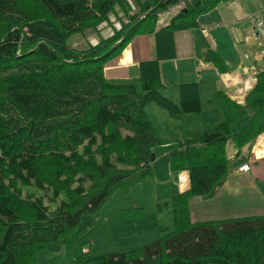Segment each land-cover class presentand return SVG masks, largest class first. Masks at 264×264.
I'll return each mask as SVG.
<instances>
[{
	"label": "trees",
	"instance_id": "16d2710c",
	"mask_svg": "<svg viewBox=\"0 0 264 264\" xmlns=\"http://www.w3.org/2000/svg\"><path fill=\"white\" fill-rule=\"evenodd\" d=\"M220 1L0 0V109L9 105L28 111L46 95L54 101L45 111L56 102L74 100L64 121L56 127L42 125L46 135L35 133L37 138L27 142L16 136L24 132L16 129L20 123L8 130L0 116V264H36L37 252L60 237L69 245L82 218L94 216L113 191L127 192L151 177L154 151L165 146L170 173H185L190 182L187 191L171 197L174 231L165 229L159 240L126 254L81 262L73 253L71 264H264V216L193 223L188 206L214 196L229 173L246 164L241 149L250 150L264 132V70L255 74L242 105L219 89L222 120L194 137L175 140V146L162 141L145 111L154 105L174 120L201 113L198 84L178 85L179 103L161 94L159 60L173 57L174 32L196 28L199 15ZM179 3L183 5L162 21L168 8ZM118 6L125 19L108 40L99 38L97 46L84 51L63 45L73 34L93 31ZM36 10L37 16L32 15ZM140 28L154 36L156 59L141 62L136 79H106V61ZM48 61L60 63L53 80ZM209 61L229 74L217 53ZM31 122L26 127L37 130ZM55 132L61 138L53 147ZM228 142L236 150L231 160L225 152Z\"/></svg>",
	"mask_w": 264,
	"mask_h": 264
},
{
	"label": "rangeland",
	"instance_id": "374dc122",
	"mask_svg": "<svg viewBox=\"0 0 264 264\" xmlns=\"http://www.w3.org/2000/svg\"><path fill=\"white\" fill-rule=\"evenodd\" d=\"M239 1L240 4L238 6L242 9L246 8L247 5L250 6L252 4L258 5L259 10L264 9V0H252L251 2H248L249 0ZM222 2L226 3L224 4L226 5L225 8L230 7L233 3L237 5L235 0H221L220 3L209 7L208 9L210 10L202 13L199 17L202 16L205 22L210 21L211 25H214V20L217 19V10L219 11L221 7L219 5L222 4ZM131 5L136 7L134 4ZM29 7L30 5H23L25 10H28ZM136 11V9L134 12L131 10L132 13H135ZM247 12L250 13L249 10ZM124 13L126 12H124L122 6L116 7L113 10V13L109 15L108 19L103 20L102 24L97 26L93 31L84 29L81 33L73 34L63 39V45L72 46L79 51H84L90 46H97L99 38H101L102 41H106L113 36L112 34H114L115 31H120L121 23L118 21L121 18L125 19ZM36 14H38L37 10L32 12V15ZM38 18H40V15ZM232 19L233 18H228L229 21ZM145 22L146 24H149L150 20L147 19ZM222 22V18H219L217 23L212 27L210 30L212 31L211 37L208 42L206 38L208 33L207 29L201 31L196 27L195 30L201 32V35L205 39L204 42L208 44L209 48L214 49L219 53L222 58L221 62L230 69V74L239 73L240 69L238 71L235 65L239 63L243 66L247 58L244 57L241 49L235 47L230 39L226 26H224ZM54 29L58 34V27ZM141 30L142 29L140 28L136 31V35L133 37H136L134 39L135 42L139 37L146 36ZM250 30L251 37L254 36L252 37V40H254L256 36L251 28ZM57 34H55L54 37H59V34ZM49 39L50 41H56L53 37H50ZM40 40L46 41L44 37ZM38 43L39 42L37 41L36 44ZM126 46L127 44L116 55L113 51L111 56L113 57L115 55V57L106 61L103 72L106 68L108 69L121 65L118 63L123 62L122 60L125 55H122V53ZM256 46L259 45L256 44ZM249 47L252 52H256L254 42L250 44ZM30 53L31 52H27V57L30 56ZM29 59H31L30 61H43L41 58L37 59L35 57H30ZM23 63H25V61H23ZM47 63H49V67H52L49 77L53 80L55 78L53 74L60 72V63L49 61ZM173 64L175 67V77H173L174 67L164 63L160 67L159 73L161 71V75L163 72V76L165 74L167 75H165V77H160L161 81L170 86L173 84L175 85L178 81L183 79H197L199 82L198 95L202 110L199 115H185L180 121L170 118L166 112L159 107L148 105L145 108L146 114L162 141L166 143H173L175 140L182 138L183 134L186 138L194 137L201 133V131L211 123H219L222 120V115L216 98V93L222 86V74L214 67H211L210 69L200 68L198 63L194 60L186 59L184 57L175 59ZM126 75H128L127 71ZM112 76L113 74L111 73L107 75V77ZM116 76L122 75L117 74ZM104 77L106 78L105 74ZM246 82L248 83L246 84ZM242 86L245 90L242 91L244 96L249 89V81L245 80ZM138 89L140 91V86H138ZM161 94L174 103H179V91L176 87H167L161 91ZM243 96L240 98H234V100L239 101V104L242 105L244 103ZM53 98L52 95L42 96L37 101L36 107H32V109L28 111L25 110L24 112L19 111L17 108L14 109L8 105L7 101H5L8 107L0 109V116L5 120V122H3V120L2 122L9 124L10 127H8V130H10L12 125H16L17 122L18 124L20 123L18 128H16L24 131L23 134L16 135L20 139V142H22V140L27 142L28 139L37 138L35 133L46 135L42 125H49L51 127L54 125L56 127L58 121H64L74 107V100H72V102L62 100V102H56L53 109L50 107L45 111V105L48 104V106H50L54 101ZM6 108L7 110H5ZM6 111H10V116L6 114ZM30 122L34 123L33 126L38 129L32 131L30 128H27L26 126ZM16 132L18 133L19 131ZM54 135H56V137L53 139L51 138V142L54 145L53 147H55L57 141L60 140L61 133L55 132ZM16 139L17 138H15V140ZM257 149H260L259 142L254 145L252 152ZM168 150L169 149L165 146L157 148L154 151L156 160L152 164L151 177L127 192L121 191L120 189L113 191L94 216H84L82 218L80 225L76 228L75 237L69 245H65V241L61 237L49 242L43 249L37 252L35 256L36 264H71L70 256L73 253L80 255L81 262L89 261L108 254H126L159 240L163 236V231L165 229H168L169 232L174 231L171 197L177 193L187 191L188 188H190V182L188 176L185 173H182L180 174L179 179L181 180V177H185V179H183V181H186L185 189L181 190L179 186H177L178 177L175 175V172L170 173L169 171L166 158V152ZM233 151L234 146L232 143L228 142L225 146L227 159L231 158ZM46 204L49 205L48 202H46ZM250 211L251 209L249 212ZM207 218L208 216L203 217L202 219L206 220ZM210 218L215 219V216L212 215ZM23 255L25 254L20 253V259H25Z\"/></svg>",
	"mask_w": 264,
	"mask_h": 264
},
{
	"label": "crops",
	"instance_id": "0c3cea01",
	"mask_svg": "<svg viewBox=\"0 0 264 264\" xmlns=\"http://www.w3.org/2000/svg\"><path fill=\"white\" fill-rule=\"evenodd\" d=\"M249 0L248 2H251ZM236 4H231L230 7L225 8L226 3L220 4L218 14L214 20V25L217 23L219 18H222L223 25L226 26L228 30V34L230 36L231 41L235 45V47L242 50L244 57H246V61L243 66L239 63L236 66V69H240L239 73L235 74H222V86L221 89L225 92L227 96H229L232 100L234 98H240L243 96L245 91L243 89L242 84L245 80L251 81V87L255 85V74L259 71L264 70V34L261 37L257 36V33L254 30L252 16H257L259 19L263 21L264 24V9L259 10L258 5L252 4L250 6L247 5L246 8L242 9L238 5L240 4L239 0H235ZM254 7V11H253ZM250 11L248 13L247 11ZM226 11V12H223ZM228 18H233L231 21ZM200 19V20H199ZM198 28L201 31L208 30L207 33V42L211 37L212 27L211 22H205L200 16L197 19ZM254 32L256 38L252 40L251 30ZM158 32V31H155ZM182 34V35H181ZM139 35V34H138ZM145 37H139L135 42L132 38L125 47L122 55H125L123 58V62L118 63L121 65L106 68L104 70V74L106 78L110 80H131L136 79L138 77V67L141 62L151 61L156 59L155 53V38L153 35L145 34ZM165 36L161 37L163 41ZM157 38V37H156ZM263 38V39H262ZM173 47H174V55L172 58H165L159 60V69L164 64L170 65L174 67L173 61L180 57H184L186 59H192L196 63H198L200 68L210 69L214 67V63L210 62L214 53H217L219 58L221 56L219 53L208 47L204 41L205 39L201 35V32L198 30L189 29L183 31L174 32L172 35ZM170 41L164 40V45L168 44ZM254 42L256 52H252L250 49V44ZM259 45V46H256ZM168 47V46H167ZM182 53V54H181ZM170 54L169 47L167 49V55ZM122 57V56H121ZM120 57V58H121ZM117 59V58H116ZM216 68V67H214ZM228 68V67H227ZM229 69V68H228ZM126 71L128 75H126ZM230 72V69H229ZM111 73L112 77H107V75ZM120 74L122 76H116ZM164 72L160 77L163 76ZM173 77H175V67L173 70ZM164 85V89L167 87H176L182 84H198L197 79H183L178 81L175 85H167L162 82ZM163 91V90H162ZM249 90H247L248 92ZM246 92V93H247ZM245 93V94H246ZM245 97V95L243 96ZM244 99V98H243ZM235 101V100H234ZM239 103V101H235ZM222 119V118H221ZM181 121V120H180ZM185 137L183 134L182 138ZM180 138V139H182ZM179 140V139H177ZM259 142L260 149L252 152L254 145ZM175 144L168 143L167 146H172ZM233 145V144H232ZM234 146V145H233ZM247 153V154H246ZM246 154V155H245ZM236 155V150L232 153L231 160ZM248 156L247 161L243 163L250 164V171L247 173L239 172L236 169H233L227 179L223 182V184L216 190L214 196L206 201L201 200H192L189 202V213L190 220L193 223L197 222H209L213 221H222V220H230V219H241V218H252V217H261L264 216V132H262L255 140L253 146L248 150L246 147L241 149V156ZM242 163V164H243ZM241 166V165H240ZM185 177H181L180 189H185V182L183 181ZM251 211L249 212V210ZM215 216V219H211L210 216ZM259 215V216H258ZM208 216L206 220H203V217Z\"/></svg>",
	"mask_w": 264,
	"mask_h": 264
},
{
	"label": "built area",
	"instance_id": "2783aa9c",
	"mask_svg": "<svg viewBox=\"0 0 264 264\" xmlns=\"http://www.w3.org/2000/svg\"><path fill=\"white\" fill-rule=\"evenodd\" d=\"M183 5V3H179L173 7H170L168 8L167 10V13L165 14V17L162 21H164L167 17H170V14L173 15V13L178 10L181 6ZM252 22H253V27H254V30L255 32L257 33V36H261L264 34V24H263V21L261 19H259L256 15L255 16H252ZM249 83H250V86L248 88H251V81L248 80ZM248 82H246L247 84ZM250 168L248 165H243L242 167H240L238 169V171L240 172H247L249 171ZM180 183H181V180H180Z\"/></svg>",
	"mask_w": 264,
	"mask_h": 264
}]
</instances>
